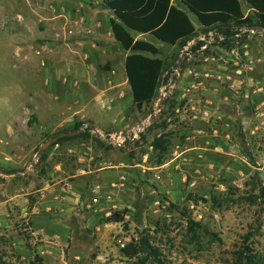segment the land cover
Returning a JSON list of instances; mask_svg holds the SVG:
<instances>
[{
	"label": "rangeland",
	"instance_id": "1",
	"mask_svg": "<svg viewBox=\"0 0 264 264\" xmlns=\"http://www.w3.org/2000/svg\"><path fill=\"white\" fill-rule=\"evenodd\" d=\"M102 3L0 0V127L15 128L11 135L0 128V264H248L247 256L264 264V117H254L264 98L241 94L226 120L215 96L194 122L197 115L177 104V83L181 61L191 70L197 61L153 38L146 41L163 47L165 61L153 103L137 110L119 91L103 94L126 52ZM199 32L207 43L216 34ZM174 64L180 74L161 102ZM254 69L263 76L264 68ZM78 122L96 126L74 135L88 133L91 145L84 138L47 145ZM113 135L125 142L115 145ZM160 136L165 153L152 146ZM76 153L93 158L76 163ZM89 168L98 171L73 177ZM76 182L80 195H49ZM115 212L125 214L123 223L108 221ZM130 246L137 255L126 254Z\"/></svg>",
	"mask_w": 264,
	"mask_h": 264
},
{
	"label": "trees",
	"instance_id": "2",
	"mask_svg": "<svg viewBox=\"0 0 264 264\" xmlns=\"http://www.w3.org/2000/svg\"><path fill=\"white\" fill-rule=\"evenodd\" d=\"M251 12L245 15L240 0H103L102 6L113 13L110 26L113 37L125 52H131L125 59V71L131 88L134 107L142 110L155 100L165 71V61L160 57L161 50L150 41L136 39L134 33L148 35L180 50L199 36V32L190 15L195 16L203 33L216 30V34L224 38L216 45L229 46L243 36V30L264 28V0H244ZM205 42L197 41L192 46L195 52ZM177 67L176 64L171 68ZM85 122L75 124L79 130ZM92 128H86L91 131ZM65 132H68L67 130ZM90 136L81 134L74 137H63L53 145H61L66 141ZM166 137H157L152 142L155 151H167ZM43 156V155H42ZM264 192V188H261ZM123 212H115L109 222L123 223ZM205 233H208L205 230ZM127 255H137L135 247L125 250ZM248 264H258L253 256H247Z\"/></svg>",
	"mask_w": 264,
	"mask_h": 264
},
{
	"label": "crops",
	"instance_id": "3",
	"mask_svg": "<svg viewBox=\"0 0 264 264\" xmlns=\"http://www.w3.org/2000/svg\"><path fill=\"white\" fill-rule=\"evenodd\" d=\"M242 4V9L245 13V15H248L251 12V9L249 5L244 1L240 0ZM192 19V18H191ZM193 23L196 27V30L199 32V29H201V26L198 24V22L193 20ZM249 31V30H243ZM200 33V32H199ZM210 33V32H209ZM208 33V34H209ZM137 35V36H135ZM134 37L136 39H143V40H151V37L144 34H138L134 33ZM200 41L204 42L205 35L199 34L197 38H194L191 41ZM191 41L189 43H191ZM244 42V43H242ZM242 42H234L230 44L229 46H220V45H212L209 47V51L204 50H196L193 54L190 55V57L193 60H196V66H198V69H190L189 67H186L187 64H184V61H181V65L183 68L182 78L177 83L178 90V103L183 102L186 106L185 107H192L194 109V113L197 115L198 118L194 120V122L197 123V121L204 120V118L200 117L204 113L206 115V112L208 109H211L213 106V101L210 98H214L215 96H219L220 100L222 102L221 106V112L220 117L227 118V110H236L238 108V100L241 98V94H250L251 98L255 102H263L264 98V74L260 78L254 76V71L257 72L255 75H260L261 73L258 68L262 67L264 68V30L260 29H253L248 34L247 40ZM170 46V45H169ZM192 46L190 49L192 50ZM163 47L159 48L160 50ZM178 47L171 46L172 51H176ZM184 49V48H183ZM181 49L180 51L182 52ZM131 52H126L124 60L122 61L121 67L119 68V77H113L112 81L107 82L108 88H106L103 91V94L109 96L114 91H119L118 98L122 99L125 98L127 102L126 104H133V98L131 93V88L128 83L127 77H126V71H125V59ZM190 58H188L189 60ZM251 71V73H250ZM105 76V75H104ZM249 79V80H248ZM254 80L256 85L260 86L262 91L259 93L254 92V88H251L249 85L250 80ZM247 81L248 83L244 82ZM247 86V87H246ZM122 87L124 88V91H121ZM101 97V95H100ZM99 97V98H100ZM115 97H112L109 99L106 98V101H103L104 104H110L114 101ZM107 100H111L108 102ZM83 101V100H82ZM176 104V105H177ZM134 106V104H133ZM229 107V108H228ZM232 107V108H230ZM237 107V108H236ZM180 111L179 108H177V111ZM182 111V109H181ZM238 111V109L236 110ZM183 112V111H182ZM209 112V111H208ZM244 113V112H242ZM13 114V113H12ZM1 115V113H0ZM247 115V114H246ZM11 116V115H10ZM14 117V116H13ZM228 120V119H226ZM4 127V128H2ZM2 129H5L7 133L10 135L14 132L15 128L11 124H6L3 126ZM88 145H91V141H87ZM70 152L75 153V148H70ZM76 163H82L84 161L83 159H92L93 157H85L84 155H81L79 153H76ZM90 161V160H87ZM56 168L61 169V166L58 165ZM65 169V168H64ZM66 171V170H65ZM63 172L64 174H67L70 177L69 172ZM97 169L89 168L87 170H79V172L74 175L75 178H81L87 173H93L97 172ZM72 177V176H71ZM75 182V181H74ZM76 184H69V187L72 188V190H68L65 188L58 189V192L56 191V187H52L48 190L49 195L53 198L55 201L59 200L60 195L62 194L64 197H71L72 195L76 196V193L80 195V190H76ZM80 185H82L80 183ZM75 186V190H74ZM56 193H58L59 196H56ZM61 193V194H59Z\"/></svg>",
	"mask_w": 264,
	"mask_h": 264
},
{
	"label": "built area",
	"instance_id": "4",
	"mask_svg": "<svg viewBox=\"0 0 264 264\" xmlns=\"http://www.w3.org/2000/svg\"><path fill=\"white\" fill-rule=\"evenodd\" d=\"M245 30H249V29H245ZM217 37L219 38V41L224 40V38L222 36L217 35V34H215L214 36H212V34L210 33V38L208 40V43L205 42V44L203 46H201L200 50L207 49V47H208L209 44H212V43L216 44ZM195 44H196V40L191 41V43H188V45L185 46L184 49L182 50V53L180 55V58H182V59L189 58L192 53L190 54V52L188 50H190L191 45L194 46ZM171 73L172 74L169 77L167 86H165L166 91H165V93L164 92L162 93V96H161V99H160L161 102H164L166 99L171 98L172 90L175 87V83H174L175 81L173 79H174L175 76H179L180 71H179V69H175V70L173 69ZM250 83H251L250 84V87L255 89L254 92H253V94H255V93H259L260 94V92L262 91L261 87L258 86V85H256L255 81L252 80V79L250 80ZM262 106H263V103L262 104H259L258 106H256V108L254 110V117L257 120H262L263 117H264V112L262 111ZM182 111H183L184 114L187 115L189 113H192L193 114L194 109L189 106V107L183 108ZM141 131H143V128H141V126H138L137 129L132 130L131 133L136 134V133H139ZM220 131H221V126L220 125L219 126H214L212 128V133L215 136H219L220 133H221ZM113 136H115L117 138V139L114 140L115 141V145L120 146V145H122L125 142L126 135H113ZM225 138L226 139H229L230 138L229 133L225 134ZM110 166H112V164H110ZM120 166H123V164H121ZM121 179L123 180L125 178L124 177H121Z\"/></svg>",
	"mask_w": 264,
	"mask_h": 264
},
{
	"label": "water",
	"instance_id": "5",
	"mask_svg": "<svg viewBox=\"0 0 264 264\" xmlns=\"http://www.w3.org/2000/svg\"><path fill=\"white\" fill-rule=\"evenodd\" d=\"M253 29H255V28H249V30H253ZM258 29H260V30H264V28H262V27H260V28H258ZM157 109H159V108H157ZM146 126H147V124H142V125H141V128L144 129ZM84 127H85V128L91 127V128L94 129V130L97 129L96 126H95L92 122H88V123H86V124L84 125ZM84 127H83L82 129H84ZM79 133H81V130H80V131H73V132H66V133L59 134V135L55 136L54 138H52L51 140H49V141L47 142V145H50V144L56 142V141L59 140L60 138H63V137H72V136H74V135H76V134H79ZM44 149H45V148H41V149L39 150V152H38V154H37V157L40 156V155L42 154V152L44 151Z\"/></svg>",
	"mask_w": 264,
	"mask_h": 264
}]
</instances>
